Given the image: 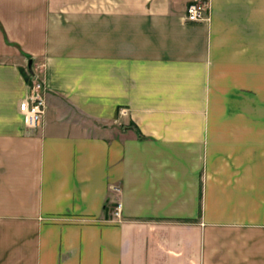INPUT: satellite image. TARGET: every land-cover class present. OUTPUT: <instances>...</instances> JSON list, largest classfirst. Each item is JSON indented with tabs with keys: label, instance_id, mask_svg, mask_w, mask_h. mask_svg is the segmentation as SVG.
I'll return each instance as SVG.
<instances>
[{
	"label": "crops",
	"instance_id": "obj_1",
	"mask_svg": "<svg viewBox=\"0 0 264 264\" xmlns=\"http://www.w3.org/2000/svg\"><path fill=\"white\" fill-rule=\"evenodd\" d=\"M190 1L0 0V264H264V0Z\"/></svg>",
	"mask_w": 264,
	"mask_h": 264
},
{
	"label": "built area",
	"instance_id": "obj_2",
	"mask_svg": "<svg viewBox=\"0 0 264 264\" xmlns=\"http://www.w3.org/2000/svg\"><path fill=\"white\" fill-rule=\"evenodd\" d=\"M186 19L190 22H208L210 20V0L190 1L186 8ZM45 87L42 81L33 80L29 86V93L20 103L24 123L28 128L39 126L46 113ZM114 189L118 188L114 187ZM115 215L121 217V203L116 207Z\"/></svg>",
	"mask_w": 264,
	"mask_h": 264
}]
</instances>
